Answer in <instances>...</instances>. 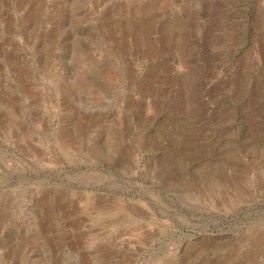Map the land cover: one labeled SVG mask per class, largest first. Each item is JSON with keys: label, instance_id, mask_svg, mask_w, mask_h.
I'll return each mask as SVG.
<instances>
[{"label": "rangeland", "instance_id": "rangeland-1", "mask_svg": "<svg viewBox=\"0 0 264 264\" xmlns=\"http://www.w3.org/2000/svg\"><path fill=\"white\" fill-rule=\"evenodd\" d=\"M0 264H264V0H0Z\"/></svg>", "mask_w": 264, "mask_h": 264}]
</instances>
